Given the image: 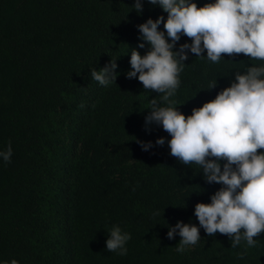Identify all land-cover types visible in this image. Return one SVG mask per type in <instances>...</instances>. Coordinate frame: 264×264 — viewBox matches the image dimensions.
Wrapping results in <instances>:
<instances>
[{"label": "trees", "instance_id": "1", "mask_svg": "<svg viewBox=\"0 0 264 264\" xmlns=\"http://www.w3.org/2000/svg\"><path fill=\"white\" fill-rule=\"evenodd\" d=\"M194 2L200 7L210 0ZM132 4L0 0V150L12 147L10 161L0 159V261L264 264V232L246 248L243 240L231 247L226 234L199 228L201 238L183 253L176 251L178 235L167 238V226L177 220L199 227L195 203L209 202L221 185L170 155L161 126L145 125L150 99L164 106L162 94L125 73L131 49L143 55L149 47L136 25L167 13L142 0L138 14ZM185 41L191 42L181 35L177 45ZM221 56L213 63L188 53L171 98L180 112L190 115L235 73L264 64L243 53ZM110 60L117 75L103 86L90 69ZM158 137L163 145L155 144ZM147 141L152 147L142 150L139 142ZM113 225L130 233L126 255L106 249Z\"/></svg>", "mask_w": 264, "mask_h": 264}, {"label": "clouds", "instance_id": "2", "mask_svg": "<svg viewBox=\"0 0 264 264\" xmlns=\"http://www.w3.org/2000/svg\"><path fill=\"white\" fill-rule=\"evenodd\" d=\"M167 13L166 18L151 17L136 25L139 38L147 42L148 50L141 55L132 48L127 78H136L144 89L161 93L164 106L152 97L145 125L158 124L169 134L170 155L184 165L199 166L203 179L221 186L210 195L209 202H197L194 215L198 225L179 220L168 225L166 236L180 237L177 253L195 245L201 238L199 228L208 235L216 232L231 239V247L243 240L246 248L257 243L254 239L264 232V64L252 65L235 73L234 81L220 90L213 99L194 107L190 115L177 108L175 96L179 74L188 53L216 63L221 54L248 55L264 60V0H210L197 7L194 0H148ZM142 0H133L131 9L138 14ZM163 21V29L158 25ZM181 35L191 42H177ZM143 42L137 47L143 48ZM204 52L205 55H201ZM116 64L90 69L91 77L100 85L115 81ZM213 82L210 87L215 86ZM142 150L152 147V141L139 142ZM164 137L155 140L163 145ZM9 143L0 150V159L9 162ZM223 161V163H221ZM163 211V210H162ZM154 215H162L156 210ZM130 233L113 225L105 240L106 249L126 255ZM243 255V253H241ZM0 264H19L16 259Z\"/></svg>", "mask_w": 264, "mask_h": 264}]
</instances>
